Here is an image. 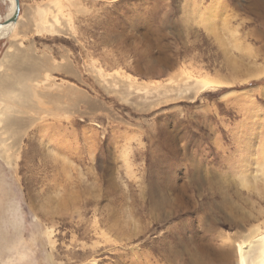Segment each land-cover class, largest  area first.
Wrapping results in <instances>:
<instances>
[{
    "label": "rangeland",
    "instance_id": "rangeland-1",
    "mask_svg": "<svg viewBox=\"0 0 264 264\" xmlns=\"http://www.w3.org/2000/svg\"><path fill=\"white\" fill-rule=\"evenodd\" d=\"M19 16L0 38V264L253 252L264 0H20Z\"/></svg>",
    "mask_w": 264,
    "mask_h": 264
},
{
    "label": "bare ground",
    "instance_id": "bare-ground-1",
    "mask_svg": "<svg viewBox=\"0 0 264 264\" xmlns=\"http://www.w3.org/2000/svg\"><path fill=\"white\" fill-rule=\"evenodd\" d=\"M9 1V11L7 12V14L4 16V19L1 20L0 19V22L1 21H5V19H8L10 18L12 15H14L16 9H15V1L14 0H8ZM18 20H19V15L17 17V20L16 22H8L6 24H2V26L0 27V38L4 37L7 33H9L11 30H13L16 25L18 24ZM6 76H1L0 77V84L2 85V88H4L5 90L4 91H11L9 90L10 88L12 89L11 87V83L7 82ZM211 81L210 80H207V79H202V80H199L197 79L195 81V83L193 82V84H198L199 86H203V87H206V86H209L211 85ZM26 88V86H25ZM25 88H21L22 91L25 90L26 92L28 91V87L25 89ZM72 91V89H66V93H70ZM62 93H60L61 95ZM81 95L78 94V97H80ZM263 251L264 252V234L259 236L257 238V243L255 244L254 246V250L253 252L249 251L247 253V256L245 255V253L243 252V249L240 248L239 249V260L237 262V264H257L256 263V256H257V253ZM259 264H264V261H261Z\"/></svg>",
    "mask_w": 264,
    "mask_h": 264
},
{
    "label": "water",
    "instance_id": "water-1",
    "mask_svg": "<svg viewBox=\"0 0 264 264\" xmlns=\"http://www.w3.org/2000/svg\"><path fill=\"white\" fill-rule=\"evenodd\" d=\"M14 1H15V9H16L14 15H12L8 19H5V21H1L0 22V27L2 26V24H6L8 22H16L17 17H18V15L20 13V0H14Z\"/></svg>",
    "mask_w": 264,
    "mask_h": 264
},
{
    "label": "crops",
    "instance_id": "crops-1",
    "mask_svg": "<svg viewBox=\"0 0 264 264\" xmlns=\"http://www.w3.org/2000/svg\"><path fill=\"white\" fill-rule=\"evenodd\" d=\"M19 18H20V16H19Z\"/></svg>",
    "mask_w": 264,
    "mask_h": 264
}]
</instances>
